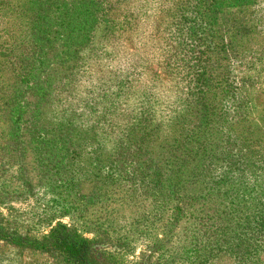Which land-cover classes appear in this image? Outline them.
<instances>
[{
  "label": "trees",
  "instance_id": "obj_1",
  "mask_svg": "<svg viewBox=\"0 0 264 264\" xmlns=\"http://www.w3.org/2000/svg\"><path fill=\"white\" fill-rule=\"evenodd\" d=\"M131 1L0 0V249L48 264H264V0H168L166 52L146 70L150 88L170 85L166 106L77 125L79 53L98 26L137 33L139 13L115 25ZM35 186L56 196L39 213L6 201Z\"/></svg>",
  "mask_w": 264,
  "mask_h": 264
},
{
  "label": "rangeland",
  "instance_id": "obj_2",
  "mask_svg": "<svg viewBox=\"0 0 264 264\" xmlns=\"http://www.w3.org/2000/svg\"><path fill=\"white\" fill-rule=\"evenodd\" d=\"M129 6L128 11L126 8L123 10L120 8L117 12L115 22L117 20L118 24L115 25L118 26L122 20L128 19V14L139 13L141 19L136 21L137 27L134 29L137 33L128 35V33L114 31L112 36L104 26H98L91 34L89 44L79 53V59L76 60L77 66L72 70V78L68 86L71 89L69 107L78 117L77 125L91 124L92 121L97 120L96 115H99L102 122L120 124V114L123 111L136 112L144 102L148 103V108L155 109L158 106L165 107L168 102L166 100H168L170 85L167 84L166 79L163 78L160 84L150 88L152 83L149 82L146 73L147 69L158 71L161 59L166 52V44L169 42L166 25L168 19L164 17V14L169 6L168 0H133ZM159 16H162L159 30L161 34L157 37L152 30ZM261 25L264 28V18ZM259 41L260 47H264V42L262 43L261 39ZM261 66L264 68V55ZM128 82L130 89H126ZM59 91L56 88L50 93V108L57 106L59 97L62 95ZM114 132L115 130L112 134L98 136L97 141L102 151L111 150L112 142L118 136V132ZM33 191L32 197L24 195L18 200L13 197L6 201L12 204L16 212L27 215L39 213L46 205L52 204V200H56L54 194L46 192L45 186H35ZM106 198L107 195L105 198L100 197L101 205L98 206L101 207L93 213L94 218H98L96 220L100 222L106 220V211L103 210ZM57 204H61L60 199ZM113 207L117 208L114 205ZM62 221L67 222V219L63 217ZM115 222L117 224L115 230H117L118 226H122V219L116 218ZM133 246L135 247L133 255L137 258L133 257L131 261L138 263L141 257L140 252L144 248V239L138 237ZM14 257L9 248L0 249V264H48L39 257L23 256L17 258V261ZM214 264L236 263L224 258L217 260Z\"/></svg>",
  "mask_w": 264,
  "mask_h": 264
}]
</instances>
